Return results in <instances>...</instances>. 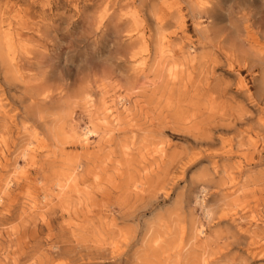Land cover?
I'll list each match as a JSON object with an SVG mask.
<instances>
[{
	"label": "rangeland",
	"instance_id": "1",
	"mask_svg": "<svg viewBox=\"0 0 264 264\" xmlns=\"http://www.w3.org/2000/svg\"><path fill=\"white\" fill-rule=\"evenodd\" d=\"M264 0H0V264H261Z\"/></svg>",
	"mask_w": 264,
	"mask_h": 264
},
{
	"label": "snow or ice",
	"instance_id": "2",
	"mask_svg": "<svg viewBox=\"0 0 264 264\" xmlns=\"http://www.w3.org/2000/svg\"><path fill=\"white\" fill-rule=\"evenodd\" d=\"M261 264H264V261H261Z\"/></svg>",
	"mask_w": 264,
	"mask_h": 264
}]
</instances>
